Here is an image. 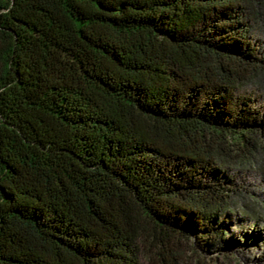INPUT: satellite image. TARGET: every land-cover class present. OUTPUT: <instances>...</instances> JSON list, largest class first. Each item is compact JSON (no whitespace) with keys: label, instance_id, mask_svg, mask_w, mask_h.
I'll use <instances>...</instances> for the list:
<instances>
[{"label":"trees","instance_id":"obj_1","mask_svg":"<svg viewBox=\"0 0 264 264\" xmlns=\"http://www.w3.org/2000/svg\"><path fill=\"white\" fill-rule=\"evenodd\" d=\"M261 39L264 0H0V264L264 255Z\"/></svg>","mask_w":264,"mask_h":264},{"label":"rangeland","instance_id":"obj_2","mask_svg":"<svg viewBox=\"0 0 264 264\" xmlns=\"http://www.w3.org/2000/svg\"><path fill=\"white\" fill-rule=\"evenodd\" d=\"M262 42H264V40H262ZM255 183L257 184L258 180H256ZM256 190L257 193H254V197L257 199V201L264 203V188L258 186ZM263 227L264 225H260L258 227L250 223L246 230V234H249L250 236H252V238L257 237L258 235H264ZM182 240L186 241V243H183L184 248H186V257L189 258L186 259L191 260L192 264L196 263V261L198 264H264V255L259 254L257 252L259 250L252 252V255H247L243 257L238 255L236 250H233L230 254L218 255V257L213 261L207 255L199 253L197 250L193 249L192 247H189L190 245H192V240H190L189 242L185 239ZM249 245L250 244L247 245L245 242L242 241L240 242L239 249H245L246 247L248 248L250 247ZM262 248H264V245L262 246ZM139 263L157 264V260L155 257L149 256V253L143 250L140 253Z\"/></svg>","mask_w":264,"mask_h":264}]
</instances>
